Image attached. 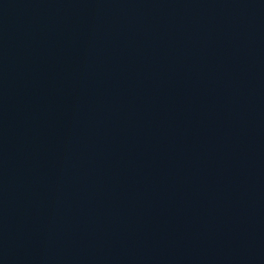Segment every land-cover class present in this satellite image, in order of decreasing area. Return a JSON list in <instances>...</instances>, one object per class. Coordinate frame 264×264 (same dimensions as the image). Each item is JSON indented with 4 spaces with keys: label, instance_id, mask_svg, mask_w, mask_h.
I'll use <instances>...</instances> for the list:
<instances>
[{
    "label": "water",
    "instance_id": "1",
    "mask_svg": "<svg viewBox=\"0 0 264 264\" xmlns=\"http://www.w3.org/2000/svg\"><path fill=\"white\" fill-rule=\"evenodd\" d=\"M0 264H264V0H0Z\"/></svg>",
    "mask_w": 264,
    "mask_h": 264
}]
</instances>
